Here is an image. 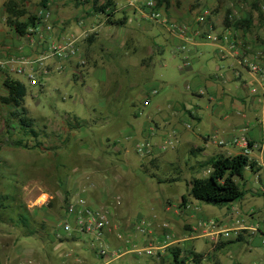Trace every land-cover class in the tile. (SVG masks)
Wrapping results in <instances>:
<instances>
[{
    "label": "rangeland",
    "instance_id": "1",
    "mask_svg": "<svg viewBox=\"0 0 264 264\" xmlns=\"http://www.w3.org/2000/svg\"><path fill=\"white\" fill-rule=\"evenodd\" d=\"M143 1L137 0V4L141 5ZM75 2L76 0H26L23 4L27 15L21 20L24 21L31 15L36 21L45 10H50L55 16L69 18L68 24L72 23V29L79 26V21L83 18L96 17L97 25L105 18L94 11L90 2ZM169 9L172 14L180 17H195L207 12L205 24L210 25L211 21L216 32L220 27H226V15L229 21L250 17V29L236 27L242 31V47L245 52L264 49V0H171ZM137 22L142 25L148 23L150 27L138 30L134 50L131 51L130 48H125L126 44L123 47L117 46V36L124 34L122 27L105 25L85 32L80 38L86 49L83 66L100 68L98 72H84L82 77L77 74V79L70 65H65L62 69L59 65H54L48 76L40 78V85L30 86L24 76L12 72L20 64L8 62L7 69L13 73L12 77L22 81L27 88L24 116L31 119V126L27 130L32 129L36 135L25 132V128L20 126L21 111L2 102L6 91L1 89L0 264H71L72 260L73 264L104 263L103 259L95 255L89 236L73 237L62 231L63 219L59 216L62 205L56 199L55 192H64L68 185L72 186L68 188L72 194L71 199L83 196L93 205L111 209L110 218L113 225H116V237L108 238V248L112 252H118L120 256L109 260L108 264H174L172 257L167 255L168 250H155L152 255L145 251L149 230L154 226L155 230L162 232L161 224L166 222L160 215L162 209L167 203L174 206L179 196L186 192L187 186L183 180L158 183L143 170L155 173L160 179L183 176L186 181L194 173L184 167L183 160L188 154L179 155L180 164L173 166L172 148L157 152L158 146L168 138L176 139L178 143L181 141L180 136L169 131L164 118L181 120L183 114L175 113L173 109L180 104L199 108L200 122L189 121L190 128H187V123H184V127L191 133L206 137L215 133L221 136L224 128L227 133H238L234 124H224L225 127H221V123L225 122V115L235 124L241 121L242 114L253 123L260 117L261 107L252 102L250 97L246 98L244 110L227 109L229 105L226 99L235 101L236 96L242 95V89L237 81L221 88V82L209 79V76L216 73V68L222 69L231 62L219 59L214 44L205 42L198 45L194 56L190 54L189 57L186 53L192 72L182 71L179 66L183 63L185 52L179 50L175 38L159 24L140 18ZM52 25L55 26L56 23ZM96 32L100 40L97 39ZM110 34L118 40H114L116 46L107 55L102 51V45L112 46ZM89 37H93L91 43L86 40ZM151 49L152 63L142 71L139 63ZM245 84L250 88L248 80ZM210 87L217 90L212 94L211 101H208L210 96L207 89ZM199 88L204 89L201 96L198 95ZM152 89H156L157 93L151 95L149 104L144 106L141 97L148 95ZM218 106H223L224 109L219 111ZM103 117L107 119L103 120ZM155 124L159 128L157 133L154 131ZM162 131L165 132L163 136H152ZM19 141L21 145L18 144ZM178 143L175 145L179 146ZM137 145L144 152L146 148L153 147L148 153H144L137 150ZM181 148L187 150L183 144ZM149 154H152L151 158L148 157ZM119 157H125V162ZM88 167L93 170L90 171ZM118 179L122 180L114 189L100 195L102 184H109L108 180L114 183ZM236 181L242 186V179L236 178ZM75 184L79 185L78 188H75ZM68 191L67 194L64 193V203L70 197ZM42 194L46 195V199H43ZM100 196L104 198L101 199ZM118 199L120 203L116 204ZM250 199L264 210V197L255 196ZM200 205L199 211L196 210L195 215L187 219L194 227L198 220L211 218L221 221L229 212L228 204L218 206L200 202ZM159 206L163 207L159 209ZM44 208L54 213L48 227L41 226ZM154 214L159 215V218L153 217ZM240 214L241 218L245 215L242 211ZM141 219L148 225L144 233L135 229ZM169 222L170 225L166 223L169 231L172 229L170 239L180 238L183 233L181 220ZM125 223L133 227V236L140 239L136 244L128 240L129 232ZM119 232L124 237H118ZM55 233L60 236L55 238ZM62 241L66 243L55 248L56 243ZM186 244L178 246L180 257H187L193 248L184 247ZM193 245L198 252L211 251V244L206 239L194 240ZM244 248L250 249V253H237L238 249ZM13 251L19 253L16 256H19V261H6L5 256H14ZM230 251L233 254L231 264H264V247L261 245L233 243ZM46 255L49 261L44 262ZM209 258L212 259V256Z\"/></svg>",
    "mask_w": 264,
    "mask_h": 264
},
{
    "label": "crops",
    "instance_id": "2",
    "mask_svg": "<svg viewBox=\"0 0 264 264\" xmlns=\"http://www.w3.org/2000/svg\"><path fill=\"white\" fill-rule=\"evenodd\" d=\"M6 2V0H0V90L2 89L4 92L6 91L3 83L6 79H12L15 81H19L20 83L24 84L22 81H20L19 79H15L12 77L13 73H10L8 71V62H10V58L14 57V58H25L27 60H34L35 57L37 56V54H39L38 50H36L35 46L33 43L27 42L23 36L19 35L16 33V31L14 30V28L7 23V15L4 12V3ZM114 4L115 7L113 9L114 12V18L115 19H119L122 17H125L126 19V23L123 26H117V27H122L124 29V34H120V36H117V38H119V43L117 44V46H121L126 44L125 48L131 50H134V46H135V42L137 40V35H138V30H144L150 27V25L148 23H146V25H142L141 23L137 22V20L140 18L141 20H147L145 18H143V16L141 15L139 8H140V4H137V0H114ZM164 14L165 17L168 21V23H172V24H176L179 25L181 27H185L184 31L185 33H179L177 30L173 29V28H167L165 25L161 24V23H156L153 21L148 20L149 22H153L155 24H159L160 26H162L173 38H175V40L178 43V48L181 52H185V55L182 57V60H184L185 58H187L189 60L190 54L191 56L195 55V51H196V47L202 43H205L207 41L203 40L201 37V34H197L195 33V29L199 27L200 32L203 33L204 31L208 32L210 29L212 30H216L214 28V25L212 24V22L210 21V25H208V23H202L200 25H197L194 21L195 17H190V16H177L176 14H172L170 12V9H164ZM81 15V14H80ZM79 16V15H78ZM68 19H66L63 16L60 15H53V11H52V17L50 19L51 24L56 23L55 26H53L52 30L50 32H46L43 31L44 36L46 37V40L49 42H64L67 39L73 37V36H78L79 38H81V36L88 31H94L97 30L98 27L100 26H105L107 25L105 18L100 22L99 25L96 24V17H90V18H83L79 21V26L76 25V28H71L72 23L68 24L70 21H68ZM106 23V24H105ZM68 25V26H67ZM107 26H111V25H107ZM221 29L219 30V32H221L224 27H220ZM99 29V28H98ZM216 32V31H215ZM97 39L100 40L99 34H97V32L95 33ZM123 35V36H122ZM111 38V42H112V46L107 47L106 45H102L103 49L102 51L105 52L107 55H109V53H111L112 49H114V47L116 46L114 43V40H118L116 37L112 36V34L109 35ZM122 36V37H121ZM210 43V42H208ZM84 41L83 39H80L78 41V47L81 51V55L84 59V55L86 54V49L84 48ZM213 44V43H212ZM184 45L185 48L181 49V46ZM215 45V44H214ZM216 46V45H215ZM217 48V54L218 57L221 61H225L228 62L231 60L230 63L226 64L225 67L221 68H216V73L212 76H209V79L212 80H216L218 82H221V88H225V86L229 83H233L235 81H237L239 84H241L240 88L242 89V95H238L236 96V100H230L229 98H227V103H228V108L227 109H235L237 108L239 111L240 110H244L245 109V104H246V98L250 97L252 99V102H254L255 104L260 105L258 98L253 95L250 92V88L245 84V81L248 80L250 82V84L253 82L251 76L246 73L245 71H243L242 69L239 68V66L236 63V60L234 58V56L227 54L226 51H220ZM239 50L241 51H245V49H243L242 47H239ZM252 51H255L256 49H251ZM186 53L189 54L186 55ZM84 54V55H83ZM152 54H153V49H151L149 51V54L140 61L139 65L142 68V71L144 68L148 67L151 63H152ZM45 63L48 66V69L50 70V72H52V67L54 65H59V68H63L65 65L69 66L73 69L74 72V77L75 79H77V74L78 76L82 77L83 73H92L93 71L96 70V72L99 71L98 66H86V65H79L78 59L72 58L68 61L65 62H56L54 61L52 58H48L46 59ZM35 65V64H34ZM19 67L25 68V69H31L33 67V64H25V65H20ZM180 70H185L186 72L191 71V64L189 67L181 69V65L179 66ZM230 69H236L239 72V76H237L236 78H233L231 70ZM103 72V71H102ZM195 72V71H194ZM107 73V72H106ZM16 75V73H14ZM95 75V74H94ZM226 77V80H224L222 78V76ZM26 80V79H25ZM201 83V82H199ZM25 85V84H24ZM26 87V86H25ZM187 88H189V86H187ZM27 89V88H26ZM207 89V88H206ZM217 89L215 87H210V89H207L208 91V95L210 96L208 99V101H211V96L214 93V91H216ZM223 90V89H222ZM202 94H204V89L203 88H199L198 90V95L201 96ZM224 95V94H223ZM143 97H141V95L139 94V97H141V101H143V99L145 98V95H142ZM197 96V97H199ZM261 107V105H260ZM175 113H182L183 118L180 119H175V118H171V117H167L164 118V124H167L169 126V131H171L173 134L180 136V144L179 146H174L172 148L171 151V155H172V160H173V166L176 164H180L179 163V159L178 156L185 153L188 154L185 157L184 161V167L187 170H190L192 172H194L193 174H191V178L195 177V178H205L208 176L209 172H210V168L209 167H201V163L205 162L206 160H208L211 157L217 156V155H225V156H234L237 154H241V150L243 147V142L241 141V139H245L248 143H249V150L248 153L246 154V156L248 157L249 160H251L252 162L255 163V169L254 171H252L249 167H246L243 170L242 173V186L238 183V185L241 187V190L244 192L243 197L237 201L231 202L228 204V214L226 215V217L219 221L218 223L220 224L219 228H215V229H210V228H205L202 226H199V222L203 221V220H198L197 222V226H192L187 219L190 217H193L195 215L196 210L199 211V207L200 205V201H197L195 199H193V197L190 195V188L189 185L186 181V179H184L183 176H175V177H171V178H176L179 180H183L185 181V184L187 186L186 192L182 193L179 196V199L177 200V202L175 203L174 206L170 205L169 203H167V205L162 209V212L160 213V215H162V218L164 221H166L169 225L170 222L169 220H181V227L183 230L182 236H180V238L174 239L173 241H177L174 245L175 246H179L182 247L181 244L183 243H187L186 246L184 247H188V246H192V251L194 253L197 254H201L203 256V259L201 260L202 264H231V258H232V252L230 251L231 248V244L235 243V244H241V243H252V245L257 244V245H261L262 247H264L261 243V239L263 238L261 234H254L252 233L249 229H247L248 227L252 226L253 224H256L258 226V228L260 229L261 233H264V222H262V215H263V209H261V206H256V204H254L252 202V199L255 196H262L264 197V169L261 166V162L264 159V140H262L261 138V131H262V127L259 124V120L261 117L256 119V121L253 123L252 120L247 119L245 114H242V118L241 121L238 122L237 124H235L234 122H231L230 118L228 117V115L224 116V123H221V127L223 126V128L225 127V125H230V124H234L233 127L234 128H238L236 130H238L237 134H231V133H227L225 132V128L223 130H221L222 135L218 136L217 133H215L217 135V137L223 141L222 144H218L216 141H211L208 140L207 137H203L202 135H196L195 133H191L189 132L185 127H184V123H187V128H190V125L188 124L189 121H197L200 122V116L198 114V109L199 108H189L188 106H185L184 104H180L176 107L173 108ZM224 109L223 106H218V110H222ZM261 112H262V107H261ZM174 113V114H175ZM103 120H106L107 117H103ZM227 121V122H226ZM183 123V124H182ZM156 130V133L159 131L158 125L155 124V128L154 131ZM151 131H153L151 129ZM165 131V130H164ZM163 132V131H162ZM159 132L158 135H156L155 133L152 136L155 137H161L163 136V134H165V132ZM162 133V134H161ZM151 137V136H149ZM200 139V142L198 141ZM237 140V142H236ZM115 144V143H114ZM181 144L185 145L187 147V150L181 148ZM257 145V146H256ZM118 148V147H117ZM120 148L124 149V147L120 146ZM103 150H106V148H103ZM159 152L160 150L157 149ZM185 150V152H183ZM107 151H110L109 149H107ZM104 151V152H107ZM156 151V149L154 150V152ZM115 153H119L116 152L114 150ZM162 151H160L161 153ZM152 153V152H151ZM125 157L126 155L123 154ZM156 155V152H155ZM125 157L124 159L120 158V160H122L123 162H125ZM149 158L152 157V154H149L148 156ZM157 157V156H156ZM147 159V158H146ZM148 161V160H147ZM149 162V161H148ZM112 164V163H111ZM88 169L90 171L93 170L92 167H88ZM105 170V169H104ZM143 172H146V170H143ZM148 174L150 173L149 171H147ZM147 174V176H148ZM149 177V176H148ZM190 178V179H191ZM166 179V178H165ZM162 179V180H165ZM169 179V178H167ZM189 179V180H190ZM120 180L122 179H118L117 181H115L114 183L110 180H106L107 185L102 184L103 186H101V190L102 191L100 193L104 194L103 192H109L111 189H114V186H117V184L120 182ZM188 180V181H189ZM176 181V182H177ZM78 184H75V188H78ZM72 187L71 185H68L65 187L64 192L61 191H56V199H59L60 204L62 205L60 208V212H59V216H63V204H64V193L67 194L68 188ZM70 194V197L68 198L71 199V192L68 191ZM43 195V194H42ZM186 196V201L184 203H182V196ZM83 197V196H82ZM101 197V196H100ZM85 198V197H84ZM104 198V196L101 197V199ZM99 199V198H98ZM163 206H159L158 208H162ZM154 211H157L154 209ZM242 211L243 214L242 215L244 217L241 218V214L240 212ZM111 215V212H110ZM54 217V213L51 212V210H47V208L43 209V216L41 217V226L46 225V227H48V223L49 221ZM153 217L159 218V215L154 214ZM112 222L113 225V220L111 218H109ZM242 220V221H241ZM146 222V221H145ZM147 223V222H146ZM114 227L116 225H113ZM125 227L128 228V240H131L133 242V244H136L138 241H140V239H136L133 236L132 233V229L133 227H131L128 223L124 224ZM130 229V231H129ZM147 229H148V225H147ZM146 229V230H147ZM220 229H226L229 231V237L227 239H224L223 237H220L218 235H216L215 233L217 231H219ZM172 229H170L171 231ZM234 230L237 231V237L235 238V232ZM43 233V229L42 232ZM150 236L148 238V240L146 241L147 246H152V247H158L161 244V231L159 232V230H155V227L153 226L152 229L149 230ZM115 236L116 237V231L114 228H110L108 229L105 234H104V238H105V242L107 245H109L108 243V238ZM238 237H240V240L235 241ZM206 239V241L208 243L211 244V251L209 252H198L194 245H193V241L197 240V239ZM130 241V242H131ZM234 241L232 243H227V242H231ZM63 243L66 242H58L56 243L55 248H58L60 246H62ZM75 243V242H74ZM223 243H227L225 246H221L219 247V245L223 244ZM218 245V246H217ZM155 250H160V252H163L162 249H155ZM155 250L153 251V253L155 252ZM14 256H10L9 258L5 256L6 261H19V256H17V254H19L16 251H13ZM218 253V254H217ZM237 253H250V249H238ZM210 255V256H209ZM212 256V259H210L209 257ZM264 256V254H263ZM16 258V259H15ZM21 259V258H20ZM264 260V259H263ZM23 260H20V263ZM49 261L48 256L46 255V260L44 262ZM5 262V261H4ZM74 260L71 261V264H73ZM108 264V263H107Z\"/></svg>",
    "mask_w": 264,
    "mask_h": 264
},
{
    "label": "built area",
    "instance_id": "3",
    "mask_svg": "<svg viewBox=\"0 0 264 264\" xmlns=\"http://www.w3.org/2000/svg\"><path fill=\"white\" fill-rule=\"evenodd\" d=\"M139 11L143 18L165 25L167 28H173L179 33L184 34V26L181 27L176 24L168 23L165 14L164 8L158 6L156 0H144L140 5ZM207 12L197 14L195 16V23L200 25L205 23ZM52 12L50 10H45L41 17L35 21L33 25H30L27 28V32L23 35V38L30 43H33L36 50L39 54L35 57L34 60H27L25 58H10V63H18L20 65L33 64L31 69H25L22 67H17L15 70H12L18 75L25 77L28 85L37 86L40 85V78L46 77L50 74L47 64L45 63L46 59L52 58L56 62H65L72 58L78 59L79 65L84 64V60L81 57L80 49L78 47V36H73L67 39L64 42H49L46 40V37L43 34V31L50 32L53 28L51 24ZM40 19V20H39ZM229 26L224 27L221 32H215L210 29L208 32H200L199 27L195 29V33L202 35V39L215 44L220 51H226L227 54L234 56L237 65L240 69L248 73L253 82L250 84V92L258 98V101L262 107L261 117L259 124L262 127L261 138L264 140V49L255 50L251 52L240 51L239 47H242V31L236 28L233 24V21ZM185 46L182 45L181 49H184ZM243 48V47H242ZM35 64V65H34ZM190 66V63L187 58L183 60L181 64V69L187 68ZM233 78L239 76V72L236 69H230ZM222 78L226 80V77L223 75ZM157 93L156 89H152L148 95L142 101L144 106L149 104V99L151 95ZM208 140L216 141L218 144H222L223 141L220 140L216 134L208 136ZM243 142L242 154L246 155L249 150V143L245 139H241ZM237 142V140H236ZM177 143L176 139L168 138L163 142V144L158 146L160 151L165 150L166 148H173ZM148 147V143H146ZM257 146V145H256ZM139 152H144L138 145L136 146ZM153 146H150V149L146 148L144 153H148L149 150H152ZM261 166L264 169V159L261 162ZM119 199L116 201V204H119ZM115 205V204H114ZM111 209H103L97 205L89 203L86 198L79 197L76 199L66 200L63 207V222L61 224L62 231L71 235L73 237L79 236H89L91 240V245L93 251L97 257L103 259L104 263L107 264L109 260L119 257L118 252H112L109 250L108 245L105 242L104 234L105 232L115 227L112 225L110 218ZM242 221V220H241ZM199 226L215 229L219 228L220 224L214 219H205L199 222ZM135 229L140 233H144L147 229V223L144 220H139L135 225ZM161 244L158 247H146L145 251L152 255L155 249H162L166 251L174 245L177 241L170 239V231L168 229V224L166 222L161 224ZM252 233L261 234L262 239L261 243L264 246V233L260 232V229L256 224L248 227ZM235 232V238L237 237V231ZM41 233V232H40ZM216 235L227 239L229 237V231L226 229H220L215 233ZM55 238L59 237V233H55ZM42 236V233H41ZM118 237H124V234L119 232ZM186 264H194L193 255H187Z\"/></svg>",
    "mask_w": 264,
    "mask_h": 264
},
{
    "label": "trees",
    "instance_id": "4",
    "mask_svg": "<svg viewBox=\"0 0 264 264\" xmlns=\"http://www.w3.org/2000/svg\"><path fill=\"white\" fill-rule=\"evenodd\" d=\"M90 2L94 11L99 12L105 16L107 25L111 26H123L126 23L125 17L115 19L113 9L115 7L114 0H84ZM26 0H9L4 3V12L7 15V23L10 24L17 34L23 36L26 33L27 28L35 23V17L28 15L23 21L22 17L27 15L24 7ZM80 0H76V4ZM158 6H162L164 9H169L171 0H156ZM232 22L229 21L228 16H225L224 25L229 26ZM251 18L238 19L233 21L235 27H245L250 29ZM93 37H89L87 42L91 43ZM6 90V96L2 97L4 104L10 105L15 110L21 111V117L19 123L22 128H25V132L36 135L32 129H28L31 126V119L25 117L24 98L27 94V89L24 84L12 79H6L3 83ZM18 144H22L20 141ZM26 146V145H24ZM201 167H209L210 172L205 178H191L187 181L190 188V195L193 199L212 205H223L237 201L243 197L244 192L236 182V178H242L243 170L249 167L252 171L255 169V163L248 159L244 154H237L234 156L217 155L209 158L205 162L201 163ZM148 174V172H145ZM149 178L156 179L158 183H173L178 179L169 178L162 180L156 177L155 173H149ZM186 201V196H182V203ZM240 240L238 237L235 241ZM227 242V243H232ZM227 243L219 245L225 246ZM218 246V245H217ZM172 257L174 264H186L187 257H180V250L178 246L172 245L168 249V254ZM188 255H193L194 264H199L203 259L201 254L194 253L192 250Z\"/></svg>",
    "mask_w": 264,
    "mask_h": 264
},
{
    "label": "bare ground",
    "instance_id": "5",
    "mask_svg": "<svg viewBox=\"0 0 264 264\" xmlns=\"http://www.w3.org/2000/svg\"><path fill=\"white\" fill-rule=\"evenodd\" d=\"M42 196H43V199H46V195L45 194H43Z\"/></svg>",
    "mask_w": 264,
    "mask_h": 264
}]
</instances>
